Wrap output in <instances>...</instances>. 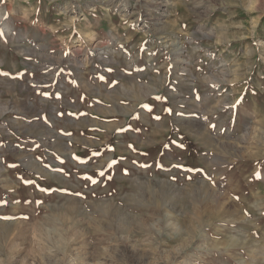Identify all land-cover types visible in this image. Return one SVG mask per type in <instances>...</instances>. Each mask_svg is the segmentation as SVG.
Wrapping results in <instances>:
<instances>
[{"label": "rangeland", "instance_id": "rangeland-1", "mask_svg": "<svg viewBox=\"0 0 264 264\" xmlns=\"http://www.w3.org/2000/svg\"><path fill=\"white\" fill-rule=\"evenodd\" d=\"M0 264H264V0H0Z\"/></svg>", "mask_w": 264, "mask_h": 264}]
</instances>
